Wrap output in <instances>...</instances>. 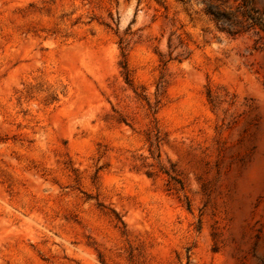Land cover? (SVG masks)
<instances>
[{
	"label": "rangeland",
	"instance_id": "1",
	"mask_svg": "<svg viewBox=\"0 0 264 264\" xmlns=\"http://www.w3.org/2000/svg\"><path fill=\"white\" fill-rule=\"evenodd\" d=\"M244 12L264 0H0V264H264Z\"/></svg>",
	"mask_w": 264,
	"mask_h": 264
},
{
	"label": "trees",
	"instance_id": "2",
	"mask_svg": "<svg viewBox=\"0 0 264 264\" xmlns=\"http://www.w3.org/2000/svg\"><path fill=\"white\" fill-rule=\"evenodd\" d=\"M204 1L212 2V0H202V2H204ZM216 1H218V0H216ZM225 2H226V0H221V4H223ZM243 5H245V3H243ZM253 11L257 12V10H253ZM205 12H206V14L210 15L211 18L216 23H219V24L223 23V17L226 18V15L230 14V11H225V10L214 12V11H211L209 9H206ZM242 15H243V17H245L246 20L247 19L250 20L249 28H254L257 33H259V31H262L264 33V21L261 20V16L250 14L248 12H244ZM220 30L226 31L229 34H233L229 30H226V28L224 26L221 27Z\"/></svg>",
	"mask_w": 264,
	"mask_h": 264
}]
</instances>
